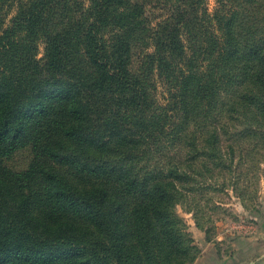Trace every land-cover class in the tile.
Listing matches in <instances>:
<instances>
[{
	"label": "trees",
	"instance_id": "1",
	"mask_svg": "<svg viewBox=\"0 0 264 264\" xmlns=\"http://www.w3.org/2000/svg\"><path fill=\"white\" fill-rule=\"evenodd\" d=\"M206 2L0 0V264L194 261L177 205L264 158V0Z\"/></svg>",
	"mask_w": 264,
	"mask_h": 264
},
{
	"label": "rangeland",
	"instance_id": "2",
	"mask_svg": "<svg viewBox=\"0 0 264 264\" xmlns=\"http://www.w3.org/2000/svg\"><path fill=\"white\" fill-rule=\"evenodd\" d=\"M209 12L217 8V0H207ZM17 13L13 8L7 14L5 26ZM45 45H39V58L44 56ZM159 97L165 98L166 91L159 87ZM256 155L249 160L258 159L260 168L226 172L219 177L217 187L205 192L200 190L193 195L196 200L179 203L176 213L192 234L197 254L190 264H254L264 258V158ZM27 155L15 157V167H24ZM240 160L234 162L239 165ZM238 176L240 178H236ZM224 182V183H221ZM238 183L237 190L234 185ZM207 194V195H206ZM198 223L203 224L199 226Z\"/></svg>",
	"mask_w": 264,
	"mask_h": 264
},
{
	"label": "water",
	"instance_id": "3",
	"mask_svg": "<svg viewBox=\"0 0 264 264\" xmlns=\"http://www.w3.org/2000/svg\"><path fill=\"white\" fill-rule=\"evenodd\" d=\"M254 264H264V258L260 259L259 261L255 262Z\"/></svg>",
	"mask_w": 264,
	"mask_h": 264
}]
</instances>
